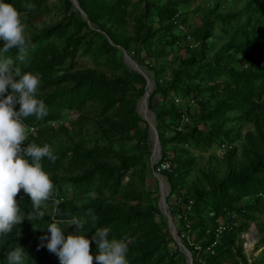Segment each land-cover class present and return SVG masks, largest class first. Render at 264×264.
I'll list each match as a JSON object with an SVG mask.
<instances>
[{
    "label": "trees",
    "instance_id": "obj_1",
    "mask_svg": "<svg viewBox=\"0 0 264 264\" xmlns=\"http://www.w3.org/2000/svg\"><path fill=\"white\" fill-rule=\"evenodd\" d=\"M77 1L91 25L70 0L53 6L62 10V18L49 25L38 22L50 16L49 0H4L24 14L31 41L23 62L16 59L15 48L4 55L22 72L40 73L37 98L47 108L42 119L24 118L36 133L22 147L48 144L56 160L41 161L54 184L53 197L40 209L43 218L29 221L30 197L23 190L16 197L25 219L12 233L0 235V264H7V254L17 247L24 249V264H60L42 238H50L53 220L73 217L84 222L83 230L77 233L75 225L65 223V236L92 240L97 229L108 227L109 240L130 241L129 264H186L158 208V182L150 173L149 125L137 111L147 80L127 67L122 49L153 74L149 110L162 158L176 164L161 173L171 189L167 202L194 264L199 259L264 264V252L249 263L237 243L254 223L262 235L256 249L264 247V223L259 222L264 213V0H213L212 6L197 7L201 23L190 30V11L179 8L197 0ZM29 3L34 12L24 8ZM131 20L134 28L128 35ZM183 49L188 56L181 54ZM88 57L95 67L88 66ZM178 97L194 103L184 108ZM186 114L190 123L180 132ZM223 147L222 157L209 154L207 167L199 165L206 153ZM191 200L186 212L183 205ZM220 225L225 227L221 243L213 247L215 254L207 253ZM185 232L195 235L203 251L188 243ZM97 253L92 241L91 254Z\"/></svg>",
    "mask_w": 264,
    "mask_h": 264
},
{
    "label": "clouds",
    "instance_id": "obj_2",
    "mask_svg": "<svg viewBox=\"0 0 264 264\" xmlns=\"http://www.w3.org/2000/svg\"><path fill=\"white\" fill-rule=\"evenodd\" d=\"M24 8L28 12L35 11V5L30 3L24 5ZM23 16L24 14L13 5L0 0V41L3 42V47L0 49V235L12 233L13 227L21 224L25 219L16 199L21 190L30 197L32 203L33 210L26 217L29 221L44 217L45 213L40 209L54 194V184L41 163L45 157L55 162L56 156L50 146L44 144L41 147L29 143L27 147H22L32 131L24 124V118L34 116L42 119L47 115L45 103L37 98L41 75L38 72H22L14 66L11 57L4 55L15 48L18 50L16 59L20 62L25 59L31 41L25 35ZM188 38L190 40V37ZM14 76L19 79H14ZM9 88L11 92L6 95ZM17 104H19L18 111L15 110ZM216 149L225 151L224 147ZM159 157H162L161 152ZM155 167L156 165L153 166L154 170ZM260 197L264 198L261 195ZM54 203L58 205L59 201ZM87 215L95 223L97 217L91 210ZM65 223L69 227L75 225L77 233L83 230L84 222L77 217L67 221L53 220L47 229L50 238L47 236L42 238L48 241L46 244L48 251L59 258L60 264H94V261L95 264H129L126 257L130 241L109 240L108 227L97 229L92 240L80 234L65 236V231L61 227ZM252 229L255 230V235L250 232ZM257 231L259 230L255 224L246 232L250 242H255ZM19 235L20 233H17V237ZM92 241L98 249L95 256L91 254ZM6 259L7 264H24V249L15 248L7 254Z\"/></svg>",
    "mask_w": 264,
    "mask_h": 264
},
{
    "label": "rangeland",
    "instance_id": "obj_3",
    "mask_svg": "<svg viewBox=\"0 0 264 264\" xmlns=\"http://www.w3.org/2000/svg\"><path fill=\"white\" fill-rule=\"evenodd\" d=\"M131 1L132 2H136L137 0H131ZM211 1H213V0H197V2L196 3H193L189 8L183 7V6H181L179 8V10L181 12H183V13H185L186 11H190V13L188 14V20H189L188 29H189V27L192 28V27H195L196 25H200V23H201V20H200L201 16H200V12L197 11V7H199V6L203 7L206 3H209L210 6H212L213 3ZM243 1L244 0H238V3L243 4ZM60 2H61V0H49V5L51 7V14H50V16L47 15L46 17L44 16L43 18H40L38 20V22L42 23V25H49V24H51V23H53V22L61 19L62 18V10L61 9H58V8H53L54 5L59 6ZM133 28H134L133 27V21L131 20L129 22V24H128L127 31L125 33H127L128 35H131ZM181 54H183L185 56H188L186 54V50L185 49H183V51L181 52ZM240 57H243V56H240ZM145 60H147V59H145ZM146 63H148V60H147ZM87 64L90 67H95V63L93 62L92 58H90V57L87 58ZM136 64L141 68V70L146 75H148L151 79L153 78V74L147 70V68L144 66L145 64H138L137 62H136ZM127 67L131 71H134V70L131 69L130 66H127ZM99 69H102V70L106 71V69L103 68V67H100ZM164 77L165 78L169 77V73L166 72V74L164 75ZM154 88H155V86H154ZM194 111H195V109L192 108L191 109V113H193ZM148 115L149 116H153L150 111H148ZM72 118H74L73 115L70 117V119H72ZM66 120H67V118H64L62 122H65ZM55 125H59V124H55ZM200 128L203 129L204 127L201 125ZM171 134H172L171 132H168V136H170ZM223 153H224V150L217 151V149L214 148L209 153H206L204 155L205 156V160H203L199 165L202 166V167H204V168H206L207 165H208V160L207 159L209 157V154H216L217 156L222 157L223 156ZM150 158H152V162H151L152 170H150V173L151 172L154 173L153 166L158 164L157 162L160 160V157H159L157 151H155V153H154V150H153L152 147H151V157ZM222 169H224L223 163H222ZM196 176H197V173L196 172L193 173V176L191 178H189V181L192 182L193 180H195ZM165 181L167 183V180L166 179H165ZM167 185H168V187H167ZM167 185H166L167 188L165 186H163V194L164 195H167L168 194V196H167V198H168L169 195H170L171 189H170V186H169L168 183H167ZM152 188L154 190L156 189V183L153 180H152ZM159 196H160V194H159ZM259 222L260 223H264V213L260 215ZM252 225H255V224H252ZM261 237H262V235L260 234L259 231H257L256 232V238H255L254 244H252L251 246H248L246 248V250L244 248V244L247 243V233L242 234L241 235V238L237 241V243L243 247L245 254L248 256L249 263H253L254 262V258L258 257L262 252H264V247H260L259 249H256L257 242L259 241V239Z\"/></svg>",
    "mask_w": 264,
    "mask_h": 264
},
{
    "label": "water",
    "instance_id": "obj_4",
    "mask_svg": "<svg viewBox=\"0 0 264 264\" xmlns=\"http://www.w3.org/2000/svg\"><path fill=\"white\" fill-rule=\"evenodd\" d=\"M70 2L73 4L74 9L76 11H79L80 14L82 15V17L90 24V22L88 20V16L83 11V9L81 8L79 2L77 0H70ZM122 51H123L124 63L127 66H130L132 70H134L135 72H137L140 75H142L143 77H145L146 80H147L146 91H145L144 95L140 98V100L138 102L137 111H138L139 115L143 118V120L148 123V125H149V135H150V140H151V143H152V148L154 150V153H155V151H157L158 155H159L160 152H161L160 136H159L158 129L156 127L155 116L149 110V106H148V99H149L151 93L153 92L154 86H155L154 81L151 78H149V76L146 75L141 70V68L136 64L135 60H133L130 57V55L127 53L126 50L122 49ZM148 111H150L153 116H149L148 115ZM151 162H152V158H151ZM154 177L157 179L158 188H159V194H160L158 208L161 211V213L164 216V218L167 220V224H168V227L170 229L171 235H172L174 241L176 242L179 250L186 257V264H193V262H194L193 256H192L191 252L184 246V244H183V242L181 240V237L178 234V230H177V228L175 226V223L173 221V218H172V215H171V212H170V206H169V204L167 202L168 194L167 195L163 194V186L166 187L167 183H166L164 177L159 175V174H157V173H154ZM167 187H168V185H167Z\"/></svg>",
    "mask_w": 264,
    "mask_h": 264
},
{
    "label": "built area",
    "instance_id": "obj_5",
    "mask_svg": "<svg viewBox=\"0 0 264 264\" xmlns=\"http://www.w3.org/2000/svg\"><path fill=\"white\" fill-rule=\"evenodd\" d=\"M183 31H186V29L183 27L182 28ZM176 101L179 102V103H183V107L185 108L187 105H190V104H193L194 101H191V102H188L187 100H183L181 98H176ZM24 122V120H23ZM190 123V117L189 115H184L183 118H182V121H181V125L179 126L178 128V131H184L185 128L188 126V124ZM24 124L32 129V131L28 134V137L35 134L36 133V128L35 127H32L30 125H27L25 122ZM158 164L156 165L155 167V172L158 173V174H161L162 172H171L175 167H176V164H174L172 161H171V158H166V159H163L162 160V157H160V160L157 162ZM261 196H264L262 194H260ZM53 205H56V203H53ZM193 205V201H189V205L187 204H184L183 205V209L186 211V212H190L191 211V207ZM225 230V227L223 225H220L219 227L216 228V239H215V242L212 244V246L208 247L206 249V252L207 253H211V254H215V251L213 250V247L220 244L221 243V238H222V235H223V231ZM212 230H208V233H211ZM252 233V235H255V230L252 229L250 231ZM184 236L185 238H187L189 244L191 246H193L195 248L196 251L200 252V251H203V247L201 246V244H198L196 243V237L195 235H191L190 233L188 232H185L184 233ZM249 242L250 240L247 239V243L244 244V248L246 250V248L248 247L249 245ZM199 254V253H198ZM199 264H208L205 260L203 259H199Z\"/></svg>",
    "mask_w": 264,
    "mask_h": 264
},
{
    "label": "bare ground",
    "instance_id": "obj_6",
    "mask_svg": "<svg viewBox=\"0 0 264 264\" xmlns=\"http://www.w3.org/2000/svg\"><path fill=\"white\" fill-rule=\"evenodd\" d=\"M252 244H254L253 242H250L248 246H251Z\"/></svg>",
    "mask_w": 264,
    "mask_h": 264
}]
</instances>
